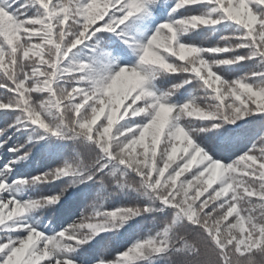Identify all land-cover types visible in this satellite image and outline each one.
<instances>
[{"label":"snow or ice","instance_id":"6c2138e0","mask_svg":"<svg viewBox=\"0 0 264 264\" xmlns=\"http://www.w3.org/2000/svg\"><path fill=\"white\" fill-rule=\"evenodd\" d=\"M165 11L146 42L127 39L129 21ZM218 25L229 30L223 43L179 39ZM182 88L193 98L173 102ZM191 120L208 121L198 131L213 137L241 121L261 130L221 163L193 142ZM0 123V264H154L177 254L180 264H264V0H0ZM45 136L73 141L74 156L15 179ZM88 182L148 202L104 211L94 199L69 226L56 224V205ZM32 184L54 190L18 199ZM37 209L51 213L47 225L30 215ZM157 211L169 213L162 228L114 246L119 228Z\"/></svg>","mask_w":264,"mask_h":264},{"label":"trees","instance_id":"16d2710c","mask_svg":"<svg viewBox=\"0 0 264 264\" xmlns=\"http://www.w3.org/2000/svg\"><path fill=\"white\" fill-rule=\"evenodd\" d=\"M167 17V11L161 14L159 18L152 20L150 23L140 21L138 26L137 38L139 42H146L148 38L152 35L157 24L161 23L164 18ZM233 27H235L233 25ZM229 30L224 29L223 26H216L215 29L211 28H201L194 31H190L187 34L181 36L179 39L181 42L191 43L197 46H211L217 43H223L222 37L228 34ZM78 59V58H77ZM90 59V57H89ZM88 59V60H89ZM136 57L132 56L130 62L134 63ZM79 60V59H78ZM87 60V61H88ZM119 63V61L115 62ZM246 70V69H244ZM243 71V70H242ZM165 77H160L159 80L154 81L160 90H164L169 85L161 84ZM167 85V86H166ZM203 96V90L199 93H195ZM194 95V90L188 88V91L180 89L179 93L172 98L175 103H183L192 99ZM185 124L190 125L189 130L190 136L193 138L194 143L200 144L203 148L204 145H208L212 148L209 151V156L212 158L225 157L221 159V163L230 162L231 159L236 158L238 154L246 151L247 147L251 146L252 140H254L260 134V125L257 121L253 120L248 124H244L243 121L238 122L242 124V127L236 131H227L224 129H235V125H224V128L213 129V132L219 133V136L213 137L212 132H202L198 131L201 128L208 126V121L191 120L185 121ZM0 127L3 124L0 123ZM43 130L38 132H33L32 135L35 137L37 135H42ZM16 133L13 136V141L16 140ZM27 139V136H20V140ZM11 143V142H10ZM36 147L32 148L31 154L25 160L18 161L16 166L12 169L16 173L15 179H30L36 175H39L41 171H47L49 168H54L57 164H62L65 160H71L75 154V144L71 140H61L56 137L45 136L44 140H34ZM227 145V147H225ZM208 151V148H204ZM215 153V156H213ZM12 153H8V157H12ZM6 160L3 156V150H0V165L5 163ZM64 179H68L65 177ZM57 184L61 181H57ZM54 190L52 185H24L17 188V198L29 201L36 198L40 193L49 192ZM89 193L87 198L84 196V192ZM99 194V197L97 196ZM97 199L98 204L104 211H112L116 208L127 206L130 204H144L147 203V198L142 196L140 193L131 190H117L113 187L108 189L101 188L100 185H92L88 182L87 188L85 185H79L77 195L73 197H68L66 200L62 201L59 205H56V224L62 225L63 227L69 226L74 220L78 219L81 212ZM43 211L44 215H39V212ZM51 213L47 210H33L30 215L35 217L37 222H42L43 224H48L47 217ZM169 215L167 211H157L150 214H144L142 216H136L129 220L124 227L119 228L117 231L119 235L116 237L114 246L122 251L136 240L143 238L149 234H154L160 228L163 227V221ZM152 230L150 233L149 230ZM60 229L57 228V231ZM111 233L102 232L100 236H109ZM98 236L96 239L98 240ZM90 243H95L92 241ZM182 256L179 254L172 257L171 260L166 258L156 259L154 264H180ZM142 264H148L147 261L142 262Z\"/></svg>","mask_w":264,"mask_h":264},{"label":"rangeland","instance_id":"374dc122","mask_svg":"<svg viewBox=\"0 0 264 264\" xmlns=\"http://www.w3.org/2000/svg\"><path fill=\"white\" fill-rule=\"evenodd\" d=\"M172 2L174 3V0H172ZM129 24H133V23H135L137 26L135 27V30H132V31H130V32H132L131 33V35L133 36V38L132 39H130V41H135V42H137V40L135 39V34H136V32L138 31V26H139V24H140V21H129L128 22ZM123 43V42H122ZM125 47H127V45H125ZM137 58V57H136ZM167 86V85H166Z\"/></svg>","mask_w":264,"mask_h":264}]
</instances>
